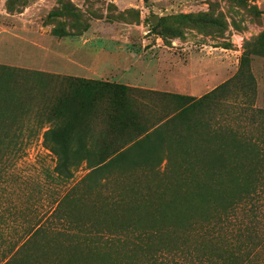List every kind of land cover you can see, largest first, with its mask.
<instances>
[{"label": "rangeland", "instance_id": "374dc122", "mask_svg": "<svg viewBox=\"0 0 264 264\" xmlns=\"http://www.w3.org/2000/svg\"><path fill=\"white\" fill-rule=\"evenodd\" d=\"M260 36L264 38V0H0V65L25 70H0V130L10 128L11 132L4 137L2 131L0 141L20 145L9 161V185L18 198L11 195L8 200L43 212L74 186L69 219L81 226L68 238L47 234L31 241L30 260L39 264H67L68 260L107 264L110 259L114 264H205L181 253L162 251L154 262L136 249L129 255V241L106 233V225L126 219L106 213V197L132 178L114 170L109 173L112 182L106 184L105 178L100 188L88 190L81 182L88 169L81 163L69 180L56 179L50 171L55 157L43 149L41 133L53 123L60 124L48 111L67 95L71 77L198 98L230 80L244 53L249 56L254 94L242 95L232 84L219 100L232 104L238 98L264 109V58L250 55L252 46L258 48ZM136 94L141 120L161 116L172 106L168 99ZM227 112L231 110L216 109L213 115L218 118ZM95 114L84 139L91 149L99 146L108 124L101 109ZM18 128L21 132L15 137ZM162 169L163 163L158 171ZM31 218L26 214L12 220ZM9 235H4L6 241ZM165 238L162 242L171 244ZM152 242L159 246L155 239Z\"/></svg>", "mask_w": 264, "mask_h": 264}, {"label": "trees", "instance_id": "16d2710c", "mask_svg": "<svg viewBox=\"0 0 264 264\" xmlns=\"http://www.w3.org/2000/svg\"><path fill=\"white\" fill-rule=\"evenodd\" d=\"M256 45L250 55L264 58V38ZM248 57L242 54L230 80L198 98L71 77L67 95L49 108L48 115L60 124L42 131L41 143L55 157L54 178L69 180L81 163L88 169L81 180L88 190L100 188L105 178L106 184L112 182L114 170L132 178L106 197V213L126 216L106 225V233L129 241V255L136 249L153 262L163 251L194 255L205 264H264V109L238 98L232 104L219 100L232 84L242 95L254 94ZM0 70L25 71L1 65ZM136 93L168 99L172 106L141 120ZM98 109L108 120L107 132L91 149L84 139ZM216 109L231 112L216 118ZM4 131V137L11 133ZM15 132L18 137L21 131ZM19 147L0 141V264H39L27 255L31 241L47 234L68 238L81 227L69 219L75 187L43 212L9 202L11 195L18 198L9 185V161ZM135 172L137 177L131 176ZM26 214L33 218L12 220ZM6 234L11 236L7 241ZM165 237L171 244L162 242Z\"/></svg>", "mask_w": 264, "mask_h": 264}, {"label": "water", "instance_id": "95a60500", "mask_svg": "<svg viewBox=\"0 0 264 264\" xmlns=\"http://www.w3.org/2000/svg\"><path fill=\"white\" fill-rule=\"evenodd\" d=\"M155 19H156V17H155V16H152L151 19H150V21H151V22H154Z\"/></svg>", "mask_w": 264, "mask_h": 264}, {"label": "crops", "instance_id": "0c3cea01", "mask_svg": "<svg viewBox=\"0 0 264 264\" xmlns=\"http://www.w3.org/2000/svg\"><path fill=\"white\" fill-rule=\"evenodd\" d=\"M77 78H83V79H91V78H86V77H77ZM106 82V81H105Z\"/></svg>", "mask_w": 264, "mask_h": 264}]
</instances>
